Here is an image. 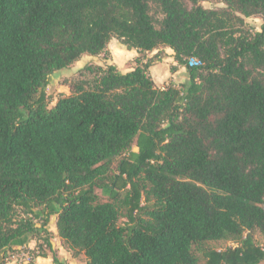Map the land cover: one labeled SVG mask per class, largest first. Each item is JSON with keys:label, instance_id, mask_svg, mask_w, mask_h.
<instances>
[{"label": "trees", "instance_id": "16d2710c", "mask_svg": "<svg viewBox=\"0 0 264 264\" xmlns=\"http://www.w3.org/2000/svg\"><path fill=\"white\" fill-rule=\"evenodd\" d=\"M203 1L0 0V264L53 252V217L87 264L264 263V0ZM114 37L157 52L86 64L50 105L53 72ZM165 47L180 87L150 73Z\"/></svg>", "mask_w": 264, "mask_h": 264}, {"label": "rangeland", "instance_id": "374dc122", "mask_svg": "<svg viewBox=\"0 0 264 264\" xmlns=\"http://www.w3.org/2000/svg\"><path fill=\"white\" fill-rule=\"evenodd\" d=\"M203 5L206 7L216 8V7L222 6L223 3L219 2L218 0H205L203 1ZM246 22H247V27L250 30L255 31V30H260V26L263 20L261 17L254 16V17L246 18ZM114 38L116 41H119L116 37ZM162 49L164 50L163 53H165L166 55H164L161 61H157L155 63L158 65L154 67L153 72H154L155 78L153 79H156L158 81L159 84L156 83L158 87H165V86L174 85V84L176 87H180L181 86L180 83L185 81V79L189 77L187 69L182 66L183 68L186 69L185 73L184 71L179 72V73H176L177 71L175 72L171 71V66L177 65V63L176 61H174L173 57H172L173 60L171 58L169 59L165 48H162ZM156 52L157 51L155 50V51L146 52L143 54L139 53V55L144 60V59H147V57L152 56ZM111 57H112V54H111L109 44H108L107 50L104 51L103 53L98 54V55L83 54L78 60H76L74 63H72L68 67L54 71L51 76L50 84L46 88V94H47V99H48L49 104L50 105L55 104V102L57 101L58 97L61 94H69L71 92V82L77 76L78 71L82 67H84L86 64H89V63H97V64H102V65L108 64V61L111 59ZM136 58L134 59V62L137 64ZM174 73H176L175 79L174 77L169 76L170 74L172 75ZM180 73H184L185 76L184 75L182 76V74ZM159 75L163 77V80L160 81ZM99 193H101V190H99ZM103 198L105 197L103 196ZM55 220H56L55 217H53L51 223L48 224V229L50 230L49 237H50V241L53 246V252H55V254L57 255V257L59 258L61 262H64L67 264H87V258L83 252L75 254L73 250H71L66 244H64L60 236H58L56 225H55ZM255 238L261 245L264 246V236H262L259 232H256ZM39 243L42 246V248H39L37 246L38 242L35 240H31L27 246L13 247L9 252L8 264H28L31 261H34L35 263V260L38 257H42V256H36V255L40 251H43V249L49 254V256L42 257L44 259L42 260L41 264H59V263L54 262L53 255H52L53 252L50 251L49 247L44 241V238H41ZM210 246L213 248H217V249H225L228 247H235L237 246V243L230 239H225V240L213 242L211 243Z\"/></svg>", "mask_w": 264, "mask_h": 264}, {"label": "crops", "instance_id": "0c3cea01", "mask_svg": "<svg viewBox=\"0 0 264 264\" xmlns=\"http://www.w3.org/2000/svg\"><path fill=\"white\" fill-rule=\"evenodd\" d=\"M118 42L119 41H116L115 38H112L111 41L109 42V48H110L112 57L108 61V64H115L120 71H122V72H128V71L132 70L136 66V63L134 62V59L137 56H139V51L137 49H128L124 44H122L120 42L118 43ZM165 50H166V52L168 54L169 59L170 58L172 59V57H173V50L171 48H169V47H165ZM156 65H158V64H154V65H152L150 67V72H151L153 78H155L154 77L155 75H154L153 70H154V67H156ZM183 67L182 66H179V69L177 70L176 73H179V72H182V71H184V73H185L186 69L183 68ZM176 73H174L172 75L170 74L169 76L174 77V79H175V74ZM184 73H180V74H182V76H183ZM159 79L161 81V80H163V77L159 75ZM188 80H189V77L186 78L185 81H183V82L185 83ZM154 81H155V83L159 84L156 79H154ZM174 86H175V84H174ZM43 259L44 258H42V257H38L35 260V263L36 264H41V262H42Z\"/></svg>", "mask_w": 264, "mask_h": 264}, {"label": "built area", "instance_id": "2783aa9c", "mask_svg": "<svg viewBox=\"0 0 264 264\" xmlns=\"http://www.w3.org/2000/svg\"><path fill=\"white\" fill-rule=\"evenodd\" d=\"M191 62L194 63V62H196V60L195 59H192Z\"/></svg>", "mask_w": 264, "mask_h": 264}]
</instances>
